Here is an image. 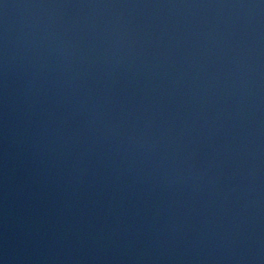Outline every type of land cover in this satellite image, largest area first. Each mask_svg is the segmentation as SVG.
Here are the masks:
<instances>
[{
	"label": "water",
	"instance_id": "obj_1",
	"mask_svg": "<svg viewBox=\"0 0 264 264\" xmlns=\"http://www.w3.org/2000/svg\"><path fill=\"white\" fill-rule=\"evenodd\" d=\"M0 264H264V0H0Z\"/></svg>",
	"mask_w": 264,
	"mask_h": 264
}]
</instances>
